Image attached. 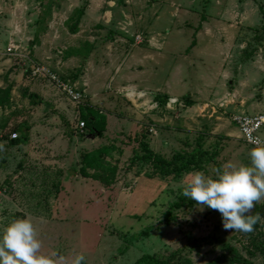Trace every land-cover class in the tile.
I'll return each mask as SVG.
<instances>
[{
    "label": "rangeland",
    "instance_id": "obj_1",
    "mask_svg": "<svg viewBox=\"0 0 264 264\" xmlns=\"http://www.w3.org/2000/svg\"><path fill=\"white\" fill-rule=\"evenodd\" d=\"M118 31L156 33L145 86L184 95L155 120L111 92L72 101L33 72L72 84L84 61L73 55L127 46ZM239 114L264 115V0H0V229L31 220L53 264H264V198L249 213L258 228L241 233L181 195L191 172L249 163Z\"/></svg>",
    "mask_w": 264,
    "mask_h": 264
},
{
    "label": "clouds",
    "instance_id": "obj_2",
    "mask_svg": "<svg viewBox=\"0 0 264 264\" xmlns=\"http://www.w3.org/2000/svg\"><path fill=\"white\" fill-rule=\"evenodd\" d=\"M249 163L228 165L215 176L201 171L189 174L181 195L201 208L220 214L222 228L249 233L260 219L250 215L254 203L264 198V144L253 139ZM41 243L31 220L17 218L0 229V264H53L52 259L40 253ZM83 255H76L72 264H82Z\"/></svg>",
    "mask_w": 264,
    "mask_h": 264
},
{
    "label": "crops",
    "instance_id": "obj_3",
    "mask_svg": "<svg viewBox=\"0 0 264 264\" xmlns=\"http://www.w3.org/2000/svg\"><path fill=\"white\" fill-rule=\"evenodd\" d=\"M117 34H120L119 37H131L129 33L122 35V33L118 31L115 35ZM132 34L138 36L135 31ZM141 35L144 36V39H140L138 43L135 41L134 37V41L127 37V39L124 38V42H126V40L132 42H126L128 47L126 45L119 46L120 43H116L115 45H117V49L115 51L112 49L115 47L114 44L107 45V42H101V44L96 45V47L93 43L94 47L86 54H74V57H76V55H83L81 59H84V61L82 62V73L78 78L76 77V80H74L72 84H74L79 91H82L85 98L91 103L93 102L92 99L99 95V101L100 99H103V97H105L107 101H110L111 96H109L108 92L120 95L123 100L124 98L135 100V104L139 107V116L142 117L148 115L150 119L155 120L156 110L164 108L162 107L164 104L161 105L155 101V95L161 94L166 97V100L174 99L176 101L184 95L175 94L173 91H168L167 89H164V91H154L152 93V87L145 86L149 83L150 73L152 74V72L149 73L147 71V60H157L158 52L155 50H159L161 41L156 33L150 31H141ZM106 65H110L108 70L106 69ZM57 73L63 78L64 73H59L58 71ZM164 103L167 104L166 101ZM193 105L194 102L191 103V106H186L189 112ZM146 106L150 109L144 110ZM187 109L185 113L188 112ZM185 113H183V115H186ZM187 120L184 118L180 121V126H182L180 129L183 131L189 130V127H184L188 126ZM151 125L156 127L155 124L150 123V126ZM157 131H154L155 133H151L143 139L146 138L148 140L150 139L149 142H155L158 138Z\"/></svg>",
    "mask_w": 264,
    "mask_h": 264
},
{
    "label": "built area",
    "instance_id": "obj_4",
    "mask_svg": "<svg viewBox=\"0 0 264 264\" xmlns=\"http://www.w3.org/2000/svg\"><path fill=\"white\" fill-rule=\"evenodd\" d=\"M34 73H39L44 75L47 79H49L57 88H59L70 100L79 101L82 99L83 95L78 89H76L73 84H71L67 80H63L60 78L57 73L55 74L50 69L44 70L40 67L33 68ZM234 125L236 126L237 132L242 137L244 142L248 145L255 147L252 143L253 139L259 140L261 144H264V140H262L259 136V132L264 128V115H235L232 119ZM84 123L80 121L78 125H76L75 129L79 132H83ZM11 138L16 137V133L13 132Z\"/></svg>",
    "mask_w": 264,
    "mask_h": 264
},
{
    "label": "trees",
    "instance_id": "obj_5",
    "mask_svg": "<svg viewBox=\"0 0 264 264\" xmlns=\"http://www.w3.org/2000/svg\"><path fill=\"white\" fill-rule=\"evenodd\" d=\"M80 12V11H79ZM82 15V13L80 12L78 15H77V20H76V22L78 23V21H79V19H80V16ZM70 31L71 32H76L77 31V25L75 24L74 26H72L71 28H70ZM59 76V75H58ZM60 77V76H59ZM60 78H62V77H60ZM63 80H66V79H64V78H62ZM154 99H155V101H157L159 104H164V102L166 101V97L165 96H163V95H161V94H157V95H155V97H154ZM84 127H85V123H84ZM11 141L13 142V143H22V139H20V138H18V137H15V138H11ZM143 142V141H142ZM143 147L146 149V150H148L149 148H148V145H147V143H146V141H144L143 142ZM161 161L162 159L161 158H158L157 159V161ZM178 204H180V203H175V205H178ZM258 228V223H256V224H254L253 225V229H257ZM231 259L233 260V261H235V262H240L241 261V259H239L237 256H235L234 254L233 255H231Z\"/></svg>",
    "mask_w": 264,
    "mask_h": 264
}]
</instances>
